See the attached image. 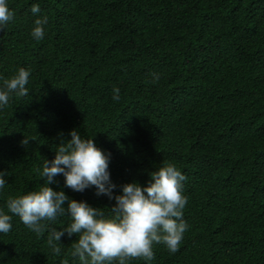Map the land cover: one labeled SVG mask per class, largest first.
<instances>
[{"label":"trees","instance_id":"obj_1","mask_svg":"<svg viewBox=\"0 0 264 264\" xmlns=\"http://www.w3.org/2000/svg\"><path fill=\"white\" fill-rule=\"evenodd\" d=\"M7 2L15 17L0 31V87L21 67L31 75L29 95L12 94L0 110V210L11 215L9 196L43 186L37 170L77 130L110 156L116 195L123 184L147 186L165 161L186 177L188 230L174 254L154 245L150 264H264V0ZM55 181L54 191L112 215L115 201L95 187ZM70 222L59 216L38 236L13 216L0 264H80L69 255L76 235L61 237L59 256L47 243Z\"/></svg>","mask_w":264,"mask_h":264},{"label":"clouds","instance_id":"obj_2","mask_svg":"<svg viewBox=\"0 0 264 264\" xmlns=\"http://www.w3.org/2000/svg\"><path fill=\"white\" fill-rule=\"evenodd\" d=\"M33 14L40 13L38 4L31 6ZM15 17L7 0H0V31ZM47 16L36 19L31 31L33 39L44 38ZM30 70L19 68L15 75L3 81L0 87V110L9 105L12 94L17 97L29 95L26 87ZM153 82L159 75L152 74ZM119 89H113V100H119ZM62 135V134H61ZM68 141L61 140L55 158L45 160L42 170L38 169L44 183L38 190L7 198V213L0 210V233L12 230V217L20 221L32 232L42 236L48 224L57 217L68 215L70 224L61 230L52 228L47 243L53 254H61V237L76 235L69 255L78 258L80 264H130L142 260L150 264L155 259L154 245H164L170 253H176L188 230L183 219L187 205L184 195L186 177L174 163L163 162L151 172L147 186L139 183L120 185L119 195L114 194L117 185L112 183L109 173L110 156L97 148L94 139H83L77 130H72ZM31 140L24 138L23 146ZM63 175L65 187L74 192H83L95 187L97 196H107L114 200L112 215L105 216L102 209H96L86 202L70 200L63 191H54L49 185L56 183L55 177ZM5 172H0V190L6 186ZM67 203V208L64 207ZM61 264H69L67 258Z\"/></svg>","mask_w":264,"mask_h":264}]
</instances>
